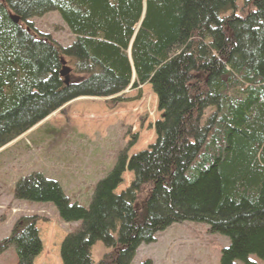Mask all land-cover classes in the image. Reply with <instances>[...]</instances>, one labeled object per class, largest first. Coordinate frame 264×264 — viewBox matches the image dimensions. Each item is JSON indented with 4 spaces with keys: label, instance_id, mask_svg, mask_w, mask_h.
<instances>
[{
    "label": "trees",
    "instance_id": "obj_1",
    "mask_svg": "<svg viewBox=\"0 0 264 264\" xmlns=\"http://www.w3.org/2000/svg\"><path fill=\"white\" fill-rule=\"evenodd\" d=\"M50 12L68 47L32 28ZM144 85L161 114L156 140L119 154L87 208L38 173L18 179L13 197L77 224L61 264H131L141 244L185 222L228 240L219 264L264 263V0H0V149L75 99L121 101ZM126 171L133 179L115 194ZM38 221L19 218L0 254L12 247L16 264H33ZM95 243L106 250L98 263Z\"/></svg>",
    "mask_w": 264,
    "mask_h": 264
},
{
    "label": "rangeland",
    "instance_id": "obj_2",
    "mask_svg": "<svg viewBox=\"0 0 264 264\" xmlns=\"http://www.w3.org/2000/svg\"><path fill=\"white\" fill-rule=\"evenodd\" d=\"M30 23L39 35L62 48L73 41L55 12ZM119 97L121 101L117 97L75 99L0 149V241L10 235L19 218H39L35 228L42 250L33 264H61L60 244L77 224L62 222L52 205L15 199V183L30 173L41 174L56 182L70 203L87 208L94 186L112 169L119 154L129 159L156 140L154 125L161 114L150 86L127 89ZM132 179V173L124 172L115 194L124 192ZM226 246L225 237L209 234L204 225L173 224L156 233L153 243L141 244L131 264L146 260L151 264H219L220 251ZM105 254L101 243L92 246L94 263ZM248 260L264 264L255 257ZM16 262L12 247L0 254V264Z\"/></svg>",
    "mask_w": 264,
    "mask_h": 264
},
{
    "label": "water",
    "instance_id": "obj_3",
    "mask_svg": "<svg viewBox=\"0 0 264 264\" xmlns=\"http://www.w3.org/2000/svg\"><path fill=\"white\" fill-rule=\"evenodd\" d=\"M11 20L14 23H17L18 22V19L16 17H14V16L11 17ZM61 64H62L63 67H62V70L60 72V76L64 79L65 85H67L68 84V81H69L68 75L70 73V70H69V68H67V67L64 66L65 62L63 60L61 61Z\"/></svg>",
    "mask_w": 264,
    "mask_h": 264
}]
</instances>
